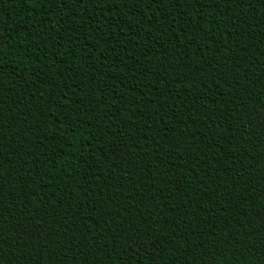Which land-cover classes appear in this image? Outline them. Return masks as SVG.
<instances>
[{"label":"trees","instance_id":"trees-1","mask_svg":"<svg viewBox=\"0 0 264 264\" xmlns=\"http://www.w3.org/2000/svg\"><path fill=\"white\" fill-rule=\"evenodd\" d=\"M0 264H264V0H0Z\"/></svg>","mask_w":264,"mask_h":264}]
</instances>
